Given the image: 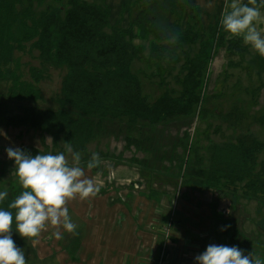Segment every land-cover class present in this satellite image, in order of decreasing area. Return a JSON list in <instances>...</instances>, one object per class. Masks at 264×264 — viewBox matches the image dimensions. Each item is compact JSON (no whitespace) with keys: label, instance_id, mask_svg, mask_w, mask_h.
Wrapping results in <instances>:
<instances>
[{"label":"rangeland","instance_id":"1","mask_svg":"<svg viewBox=\"0 0 264 264\" xmlns=\"http://www.w3.org/2000/svg\"><path fill=\"white\" fill-rule=\"evenodd\" d=\"M88 1L91 4L98 3V0ZM163 1L105 0L104 2L110 8L109 23L111 28L115 26L126 30L131 22L138 29L144 28V33L135 34L136 36L130 41L138 51V59L133 64V72L140 78L143 95L149 99L147 102L155 101L164 92L165 94L173 92L178 95L180 88L175 83V77L177 78L178 74H185L186 70H182V67L186 60L197 58L201 45L211 39L210 36L207 41L196 40V43H192L190 39L187 41L180 39V44L174 50L173 47L168 46V49L162 53L163 64L155 66L154 63H152L153 65L145 63V58H148L152 52L150 43L153 41L151 37L154 35V33L152 34L154 26L152 25L155 21L158 22L155 23L156 27H160L156 33L164 26L172 27L174 31H177L178 28L184 31L187 24L188 12L180 18L178 10L174 12L170 9L165 10L163 17L153 19L156 6H160ZM188 1H192V6L198 8L203 31L209 27L214 28L219 23V27L222 26V17L228 12L215 13L216 17L212 21V12L202 11L200 4L204 3V0H186L187 8L191 6ZM177 2L183 4L185 0H177ZM53 4L49 0L41 4L38 9L43 11L48 6L56 7ZM216 30L219 28L217 27ZM108 33L111 32L108 31ZM226 35L227 41H232L233 44L226 42L218 48L208 47L203 53L210 54L212 60L207 66L201 100L192 117H177L158 126H150L146 123L130 125L128 128H124L125 132L122 133L116 132L119 121L100 123L97 126L101 131L94 137L97 139L88 144L85 154H80L81 166L85 167L86 175L99 187V192L104 191L103 196L111 199V204L107 203L108 209L106 210L108 212L117 214L122 211V214H125L122 205H127L130 201L134 202L140 193L155 196L153 193H148V187L152 189L159 186L163 191L164 199L161 204L156 203L155 211L153 209L146 210L138 201L131 206L132 210L130 209L132 217L134 216L138 223L136 235L145 241H141L136 249L141 252L144 249L148 250L157 246L156 249L159 252L154 258V261L157 259L155 262L139 258L141 264H151L152 262L158 264L160 259L164 264L166 253L172 251L171 243L175 242L176 244L174 236L191 231L190 225L195 224L192 217H205V213L201 212L199 208H204L208 214H212L211 231H209L208 237L210 243L216 244L221 240L220 244L233 246L240 242L238 237L242 236L244 239L242 248L245 254L251 253L253 260H259L260 264L264 263V243L262 242V231L258 230L260 218L255 213V204L242 199L239 202L240 207L237 208L240 211H235L228 207L231 202L229 203L228 199L223 197L224 194L218 195L203 190L207 187L205 170H210L209 166L215 146L233 145L238 138L244 139V142L247 141L245 137L249 135H243L245 130L252 132L256 140L264 143V126L257 124L255 120L264 109V57L255 52L250 45H246L241 37H233L229 33ZM162 43L169 45L172 42L164 40ZM214 45H216L215 42ZM228 45H233L236 49H232ZM209 49L211 50L209 51ZM30 50L27 47L25 53H14V56L20 60L19 70L23 72V80L29 79V67L39 65L38 52ZM173 54L176 58L171 63L170 57ZM15 65L17 64L11 63L8 71H11ZM153 72L157 73L153 74ZM64 74L65 70L61 68L54 67L48 70L46 77L39 85L41 98L36 103L9 101L7 92L10 90L11 84H7V81L0 82V131L5 133L0 136V192L7 191L9 193L8 197L0 202V208L8 210V205L21 193V186L14 169L15 162L8 159L6 148L9 146L19 147L32 156L37 155L38 152L41 154L58 153L53 150L51 152V142L46 140L48 135L23 127L6 126L3 120L5 117L23 114V111L29 107L57 109L54 100L60 93ZM6 78H9L8 75ZM127 137H132L136 143L142 141V147H129L126 143ZM196 148L200 152L192 155L190 152ZM93 153L99 155L100 163L97 167L87 169L86 165L91 160ZM66 155L71 160V156L68 153ZM259 162H264V151L259 156ZM260 167L261 165H259ZM94 169L96 170L92 172ZM199 189L201 190L199 191ZM113 198L121 200V203L113 204ZM92 199L100 202L98 194L94 198L90 197L85 200L91 205L94 203ZM79 200L76 198L67 205L69 216L76 225L75 233H68L61 229L63 238L56 239L52 235L54 229L49 227L47 231L41 233L35 245L15 233L13 210L12 239L16 246L24 251L26 264H107L105 261L106 252L102 256L99 254V257L97 254L99 250L97 253L94 252V255L91 253L87 256L79 252L84 232L92 227L87 218L95 215L92 213L94 211L88 210L83 203H81L82 207L79 212L81 215H78ZM209 200L216 202V205H210L209 208L205 204ZM74 206H78V208L75 209ZM198 206L200 207L197 208ZM166 213L168 217L162 222V217ZM171 220L172 223H170ZM214 221L215 229L212 227ZM129 222L126 215L122 220L120 216L116 217L115 215L109 217L108 227L123 236H130L132 231L134 233L136 224L130 225ZM226 222L230 227L222 231ZM254 223L258 226L257 230ZM263 225L264 223L261 228ZM262 230L264 231V228ZM227 231L231 234L236 231L234 233L235 242L232 243ZM166 234H168V238ZM188 237L190 236L188 235ZM73 240L76 242L79 240L75 261H71L68 254L70 253L69 249L72 248L70 243ZM196 245H198L197 248H201L198 242ZM122 246H130L125 237H123ZM162 250L163 258H161ZM256 254L258 258L255 257ZM186 257H188V253L185 252L183 258L188 259ZM120 262L129 264V261L124 260L123 256Z\"/></svg>","mask_w":264,"mask_h":264},{"label":"trees","instance_id":"2","mask_svg":"<svg viewBox=\"0 0 264 264\" xmlns=\"http://www.w3.org/2000/svg\"><path fill=\"white\" fill-rule=\"evenodd\" d=\"M47 1L0 0V82L11 84L7 92L9 101L36 103L41 98L39 85L48 70L54 67L65 70L60 93L54 100L57 109L29 107L23 114L3 120L6 126L23 127L48 135L52 138L51 152L66 154L63 143L69 142L74 152L85 154L88 144L101 131L97 125L104 122L119 121L116 132L122 133L130 125L146 123L158 126L177 117H192L201 100L207 66L212 60L210 54L203 53L208 47L218 48L226 42L233 44L227 41V32L222 26L219 27V22L214 28L202 30L200 12L196 6L187 8L186 0V4L164 0L160 6L154 7L153 19L163 17L165 10H178L180 18L188 12L187 24L184 31L180 28L174 31L172 27L164 26L156 33L160 27H156L155 23L158 22L155 21L152 25L154 35L151 37L150 34L152 52L145 58V63H154L155 66L163 64L162 53L168 46L174 50L180 44V39H190L192 43H196V40L207 41L210 36L211 39L201 45L197 58L186 60L182 67V70H186L185 74L175 77V83L180 88L178 95L164 92L155 101L147 102L140 78L133 72L138 51L130 41L135 34L144 33V28L138 29L132 22L126 30L115 26L111 28L110 8L105 5V0H98L97 4H91L88 0H51L56 7L48 6L39 11L38 7ZM217 27L219 30H216ZM164 40L172 43L163 44ZM228 46L236 49L233 45ZM27 47L30 51L38 52L39 65L29 67V79L23 80V72L19 70L20 60L14 53H25ZM175 58L173 54L170 62L173 63ZM11 63L17 65L8 71ZM255 120L264 126V109ZM244 132V136L249 135L245 137L247 141L238 138L231 146L214 147L210 170H205L207 187L203 190L224 194L222 196L231 202L229 207L235 211H240L237 208L242 199L254 203L255 213L260 218V228L257 225L256 228L262 231L264 243V225L261 228L264 223V162H259L264 143L256 140L252 132ZM126 143L134 148H140L143 144L142 141L134 142L132 137H127ZM199 152L196 148L190 153ZM110 200L108 204H111ZM113 200V204L121 203L119 199ZM165 218L163 216L162 220ZM234 233L236 231L232 234L227 231L232 243L235 242ZM238 238L243 239L242 236ZM76 249L77 246L70 251L72 256Z\"/></svg>","mask_w":264,"mask_h":264},{"label":"clouds","instance_id":"3","mask_svg":"<svg viewBox=\"0 0 264 264\" xmlns=\"http://www.w3.org/2000/svg\"><path fill=\"white\" fill-rule=\"evenodd\" d=\"M257 0H234L231 11L222 17L224 30L233 37H242L246 45L264 57V36L257 30L255 22L261 19V11L256 7ZM253 5V6H249ZM5 135L0 131V136ZM52 142V138H46ZM65 152L47 153L32 156L27 151L9 146L5 149L9 160L14 161L17 180L21 193L8 205V210L0 208V264H26L25 253L12 239L13 210L15 233L22 239L38 242L42 232L49 227L54 229L52 235L62 239L61 229L75 233L76 225L69 216L68 203L76 198L85 200L94 198L99 187L86 175L81 166V155L74 152L69 142L63 143ZM100 157L93 153L87 163V169L97 167ZM9 193L0 192V202ZM225 225L221 230H226ZM194 264H260L253 260L251 253L237 246L209 244L205 251L194 258Z\"/></svg>","mask_w":264,"mask_h":264},{"label":"crops","instance_id":"4","mask_svg":"<svg viewBox=\"0 0 264 264\" xmlns=\"http://www.w3.org/2000/svg\"><path fill=\"white\" fill-rule=\"evenodd\" d=\"M233 2L234 0H204V3H201L200 5L202 8V11H206L210 13L212 12L211 19L212 21H214V18L216 17L214 16V14L215 13L217 14L218 12L219 13L230 12L231 4ZM242 2L246 3L248 2V0H242ZM188 3H190L192 6V1H188ZM250 6H253V5H250ZM255 6L259 7L261 11V19L258 22H255V26L257 27V30L260 31L261 35L263 36L264 35V0H257ZM103 193L104 191H101L98 193L99 195L98 200L100 202H97L95 199H92L94 203H92L91 205H89L87 200H79L80 206H79V209L77 210L78 215H81V213H79L80 208L82 207L81 203H83L88 210L94 211L92 213H95V215H92L93 217L90 216L87 218L88 223H91L92 227L88 231L84 232L82 243H80L81 248L79 249V252L84 253V255L87 256L88 254L90 255L91 253H93L94 255V252L97 253V251L99 250L97 253L98 257H99V254L100 256H102L104 255V252H106L107 255H105L106 256L105 261L107 262V264H121L120 260L122 256L124 260L127 259L129 261V264L131 263L141 264L140 261L144 259L154 261L156 254L159 253L156 249L157 246L156 247L153 246V248L148 249V250L144 249L141 252H139L136 249V246L141 241H144V240L142 239V237L138 238V236L136 235L138 231V223L135 217L134 216L132 217L131 215L132 212L130 211V209H131V206L138 201V202H141V205H143L146 208V210H149V211L150 209L154 210L156 203L159 202V204H161L162 203L161 201L164 199L163 197L164 193L163 191H161V188L159 186L153 187L152 189L148 187V193L149 194L153 193L155 196H147L144 193H140V196L136 197L134 202L130 201L127 203V205H122V208L125 209L124 210L125 214H122V211L118 212L117 214L110 212V211L108 212L106 209H108L107 203L110 199H108V197L106 196H103ZM101 202H103L104 204ZM205 204H207L208 207L210 205L215 206L216 202L209 200V202ZM199 207L200 206H198L197 208ZM74 208L76 209L78 208V206H74ZM199 209L201 212L205 213L204 214L205 217H197V216L192 217V221H194L195 224L190 225L191 231H186L182 234L179 233L176 237L174 236V239L176 238V244L175 242L171 243V240L169 239L171 246H172V251L168 252V254L166 253L164 264H194L195 256L204 252L206 247L209 244H215V243H210L209 238H208L210 235L209 231H211L210 224H212V222L210 219L212 218V214L211 213L208 214L204 210V208L203 209L199 208ZM115 215L116 217L120 216L121 220L126 215L127 221L128 222L130 221L129 222L130 225H133L135 223L136 226H135L134 233L132 231L131 234L129 233L130 236H123L119 234L118 232H115L112 229H110L108 227L109 217H112ZM166 215L168 214L166 213ZM164 218H165V215H164ZM164 221L165 220H163L162 222ZM214 225H215V221L213 222V226H212L213 228H214ZM233 225H234V222H233ZM218 226L219 224L217 225V228ZM254 226L256 228L255 223H254ZM188 235L190 237H188ZM123 237L128 239L129 245H130L129 247L122 246ZM73 239L75 240V238ZM74 240L70 243V246H72V248L69 249L70 251L74 250V248L77 245H79V240L77 242ZM243 241L244 239L240 238V242H238L237 244L233 246H237L243 250L242 248ZM196 242L199 243L201 248H197L198 245H196ZM219 242H221V240L217 241L216 244H220ZM187 244H189L188 247H187ZM221 244L224 245L223 243ZM254 250L256 249L254 248ZM185 252L188 253V257H186L188 259L183 258L185 257ZM68 254L70 256L69 257L70 260L75 261L76 256L75 255L72 256L71 253H68ZM257 254L255 256L256 258H258ZM118 256H119V259H117ZM139 258L141 259L140 261H139ZM154 262H152L151 264H154Z\"/></svg>","mask_w":264,"mask_h":264},{"label":"built area","instance_id":"5","mask_svg":"<svg viewBox=\"0 0 264 264\" xmlns=\"http://www.w3.org/2000/svg\"><path fill=\"white\" fill-rule=\"evenodd\" d=\"M168 236V234H166V237ZM168 238V237H167ZM161 258H163V250H162V257ZM158 264H162L161 263V259H160V261H159V263Z\"/></svg>","mask_w":264,"mask_h":264}]
</instances>
